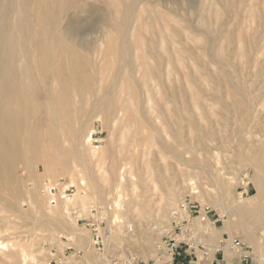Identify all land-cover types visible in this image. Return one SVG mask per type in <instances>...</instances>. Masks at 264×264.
Listing matches in <instances>:
<instances>
[{
  "label": "rangeland",
  "instance_id": "rangeland-1",
  "mask_svg": "<svg viewBox=\"0 0 264 264\" xmlns=\"http://www.w3.org/2000/svg\"><path fill=\"white\" fill-rule=\"evenodd\" d=\"M138 8L141 20L135 24L138 28L136 36L139 45L147 47L146 50L149 51L146 54L150 56L147 67L143 64L146 56L140 58L141 71L154 75V94L171 120L179 125V135H176L173 128L168 129V141L179 145L186 159L197 163L198 159L204 160L206 157L209 170L227 182L231 201L245 199L246 202L251 200L255 204L257 200H253L252 195L258 193V177L255 174L254 160L257 158L259 166H264V152L258 149L259 140L264 138V0H139ZM120 9L121 6L117 4L116 10ZM110 11L114 9H108L99 0H79L68 7L62 24L71 19L78 32V48L91 50L105 41L108 35L117 37V28L112 24ZM152 29L154 32L151 33ZM162 34L168 41L164 50L159 44ZM120 58L121 55L116 52H109L103 57L98 90L95 91L97 94L90 101L78 95L63 106L64 110L61 112L67 118L64 122H59L58 126L66 137L70 136L72 125L79 128L84 125L80 117L84 120L88 108H96L98 99L109 90ZM170 87L174 88L176 100L170 96ZM118 96L117 93L116 107L123 104L131 109L130 112L115 113L109 122L104 118H93L91 144L102 146L115 155L119 169L121 164L129 162L128 156L134 148L144 151L140 167L142 178L147 183H139V189L145 190V195L140 196L142 206L152 209L159 205L170 187L179 191L165 214L158 217L159 220L156 212H151L143 220H137L133 214H126L122 222L123 244L111 245L106 254L107 258L120 253L134 254L141 261L148 262L156 255L157 244L162 235L171 230L172 210L184 199L196 201L200 215L195 219L198 220L201 216L209 219L214 228H220L227 216H221L215 205L201 196L195 197L183 186L182 179L187 178V172L180 157L167 153L153 127L136 115L134 106L125 101L121 103ZM93 97H96L95 103ZM246 97L253 105V113L256 115L250 114L244 118L240 115L239 102L245 101ZM177 106L182 107L181 115L174 112ZM80 109L83 110L82 116ZM75 118L81 122L74 123ZM149 119L152 120L153 116ZM161 121L163 118L160 116L156 123ZM67 160L69 163L81 164L76 153H70ZM45 162L51 165L52 158L41 154L31 159L28 170L36 167L38 172L43 173ZM191 169L196 172L198 170L205 180L204 169ZM75 177H79L78 172H75ZM59 178L71 182L65 174L52 179L56 181ZM21 180L24 186H29L30 181L23 173ZM99 180L105 192L112 195V184L104 177ZM45 182L47 178H43V186ZM72 184L75 193L76 184ZM259 196V200H263V195ZM45 200L48 205V195ZM109 206L113 213L115 207ZM205 209L207 213H204ZM78 210L70 209L76 212L74 219L77 228L85 231L83 221L78 219L86 217L88 213L80 216ZM36 215V212L29 209L23 191L18 196V206L13 209L0 202V242L6 244L0 250V257L3 259H0V264L9 261V254L19 248L32 251L31 254L38 259L37 264H86L81 261L83 250L74 240L67 238L65 234L46 231V227L35 221ZM152 224H156L157 228L152 229ZM128 225H132V231L126 230ZM186 228L185 237L192 236L195 240L189 257L197 260V264L210 263L214 257L218 260L216 264H252L253 255L250 253L246 260L243 259L231 248V238L229 241L222 239L221 242L222 246L229 247L234 257L228 259L222 247L213 252L210 246L199 240L203 235L197 230L193 219ZM231 233L244 243L248 252L251 251L248 242L239 238L241 232L238 229L233 228ZM222 236L224 239L229 238L226 232ZM66 243H70L73 249L61 259L57 258ZM91 254L101 264L105 263L101 260V253L94 248L91 249ZM18 264H29V261H24L21 257Z\"/></svg>",
  "mask_w": 264,
  "mask_h": 264
},
{
  "label": "bare ground",
  "instance_id": "bare-ground-1",
  "mask_svg": "<svg viewBox=\"0 0 264 264\" xmlns=\"http://www.w3.org/2000/svg\"><path fill=\"white\" fill-rule=\"evenodd\" d=\"M76 1L79 0H0V202L13 209L18 206V196L23 191L29 209L37 214L35 221L52 234H65L74 240L83 250L81 261L86 264L101 263L91 254L93 248L89 232L77 228L70 209L78 208V214L82 216L88 213L92 204H110L115 207L113 213L110 212L114 226L100 254L101 260L105 262L109 247L123 244L122 222L126 214H133L137 220H143L151 212H156L159 220L158 217L165 214L179 191L170 187L166 196H162L161 203L152 209L141 205L140 196L145 195V190L139 189V183H147L142 178L140 167L144 151L134 148L128 156L129 162L121 164L119 169L115 155L102 146L91 144L93 118H104L109 122L115 113L130 112L131 109L123 104L116 107L118 93L121 103L125 101L134 106L136 115L158 133L167 153L180 157L187 172V178L182 179L183 186L195 197L201 196L215 205L221 216H227L220 228H214L212 222L202 216L198 217L199 221L194 217L197 230L203 235L199 240L210 246L213 252L222 247L228 259H233L229 247L222 246L221 241L233 239L231 230L238 229L241 232L239 238L247 241L251 248L248 253L253 255L252 264H264V166H259L257 158L254 160L258 193L252 198L257 202L252 204L251 200L246 202L245 199L231 201L227 182L209 170L206 157L204 160L198 159L197 163L186 159L179 145L168 141V129L173 128L179 135V125L171 120L155 96V85L152 84L154 75L141 71L140 58L146 56L143 64L147 67L150 56L146 54L147 47L139 45L136 36V25L141 20L139 0H99L108 9H114L110 13L112 24L117 28V37L108 35L105 41L91 50L78 48V32L71 19L62 24L68 7ZM117 4L121 6L120 10H116ZM159 40L160 48L164 50L168 41L163 34ZM109 52L121 55L109 90L98 99L96 108H88L84 120L80 117L84 125L80 128L72 125L71 134L66 137L58 126L59 122L67 118L62 115L63 106L68 105L75 96L86 97L90 101L97 94L95 91L98 90L101 62ZM168 90H171L170 96L176 100L174 88ZM95 99L92 98L93 102ZM239 105L242 117L255 114L248 97ZM174 112L181 115L182 107L177 106ZM80 115H83L82 109ZM152 116L153 119H149ZM160 116L163 121L157 124ZM74 120V123L80 121ZM258 149L264 152V138L259 140ZM70 153H76L81 164L69 163L67 156ZM41 154L52 158L51 165L43 163V173L38 172L36 167L29 171L28 163ZM192 167L204 169L205 180L198 170L192 171ZM75 172H78L77 179ZM22 173L30 181L29 186L23 185ZM64 174L76 184V192L70 200L59 199L56 204L47 205L46 183ZM102 177L112 184V195H108L100 185L99 179ZM43 178H47L44 186ZM260 194L263 195L261 201ZM223 232L229 234L228 239L223 238ZM5 245L0 242V250ZM31 252L21 248L13 250L9 254L10 260L2 264H18L21 257L29 264H37L38 259Z\"/></svg>",
  "mask_w": 264,
  "mask_h": 264
},
{
  "label": "built area",
  "instance_id": "built-area-1",
  "mask_svg": "<svg viewBox=\"0 0 264 264\" xmlns=\"http://www.w3.org/2000/svg\"><path fill=\"white\" fill-rule=\"evenodd\" d=\"M48 202L55 204L59 199L70 200L74 194L75 187L65 178H59L56 181L46 183ZM111 207L109 205L92 204L86 217L79 218L83 221L85 229L90 235V244L98 252L104 250L105 242L112 232L114 222L110 218ZM76 217V212L71 211ZM207 213V209L204 210ZM200 215V208L196 201L184 199L171 212V230L162 235L160 242L157 244V252L154 258L148 262H143L134 254L114 255L109 257L105 264H173L176 257L180 255L181 247L185 249L194 248L195 240L192 236L185 237L187 234L186 225L191 219ZM152 229H156L157 225L152 224ZM127 231H132L131 225L126 227ZM168 234V235H167ZM186 238V239H185ZM222 242V241H221ZM230 246L240 254L243 259H247L250 254L243 242L237 238L230 240ZM73 249L70 243H66L62 247L60 256L68 254Z\"/></svg>",
  "mask_w": 264,
  "mask_h": 264
},
{
  "label": "crops",
  "instance_id": "crops-1",
  "mask_svg": "<svg viewBox=\"0 0 264 264\" xmlns=\"http://www.w3.org/2000/svg\"><path fill=\"white\" fill-rule=\"evenodd\" d=\"M190 253H192L191 249H185L181 247L180 255H178L173 264H197V260H194L189 257ZM218 260L214 257L210 263L207 264H216ZM205 264V263H201Z\"/></svg>",
  "mask_w": 264,
  "mask_h": 264
}]
</instances>
